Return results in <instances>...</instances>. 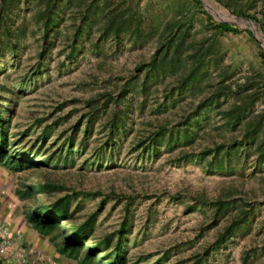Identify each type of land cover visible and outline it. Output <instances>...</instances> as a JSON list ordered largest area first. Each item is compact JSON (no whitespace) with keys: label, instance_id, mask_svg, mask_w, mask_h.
<instances>
[{"label":"rangeland","instance_id":"1","mask_svg":"<svg viewBox=\"0 0 264 264\" xmlns=\"http://www.w3.org/2000/svg\"><path fill=\"white\" fill-rule=\"evenodd\" d=\"M2 136L0 264H79L65 194L94 263L264 264V0H0Z\"/></svg>","mask_w":264,"mask_h":264},{"label":"trees","instance_id":"2","mask_svg":"<svg viewBox=\"0 0 264 264\" xmlns=\"http://www.w3.org/2000/svg\"><path fill=\"white\" fill-rule=\"evenodd\" d=\"M199 3V0H195ZM208 21L213 24L216 28L227 31V32H238L239 29L235 26L230 25L227 22H215L211 15L206 13ZM250 17V16H248ZM249 35H252L250 30H246ZM116 116V115H115ZM114 116V117H115ZM115 118L113 119V121ZM7 143L4 137L2 136L0 139V162H4L6 165H11L13 169H17L22 165L19 163L18 158L12 159L11 156L8 158V162L5 159L7 154ZM21 165V166H20ZM23 195V194H22ZM71 194H65L51 203V207L48 208L45 212L40 211L39 209L34 212H30L26 215V219L28 222L32 224V226L43 235H50V240L54 242L56 246V250L59 254L75 259L79 264H98L94 263L93 260L98 256V246L97 244H93L90 249L85 252V255L82 257L79 256V251L84 247V243L90 238V222L89 219L84 222L76 225L72 231L65 235L60 242L55 240L54 236H51L53 229L55 227H59L61 222L66 218L67 208H68V199ZM220 201H218V205ZM121 228L119 232H122V228L125 227V222H122ZM120 241V240H119ZM115 245L114 249L111 253L112 256H108V254H104L100 257L102 259V264H123V256L120 253V242ZM110 255V254H109ZM100 261V260H99ZM201 260L197 258L193 261L192 264H199Z\"/></svg>","mask_w":264,"mask_h":264},{"label":"built area","instance_id":"3","mask_svg":"<svg viewBox=\"0 0 264 264\" xmlns=\"http://www.w3.org/2000/svg\"><path fill=\"white\" fill-rule=\"evenodd\" d=\"M2 242H3V249H7V247L10 245L8 234L4 235Z\"/></svg>","mask_w":264,"mask_h":264}]
</instances>
